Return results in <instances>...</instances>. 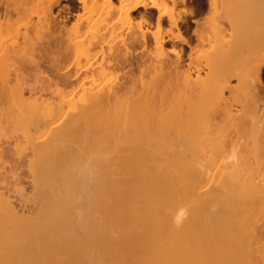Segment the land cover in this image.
I'll list each match as a JSON object with an SVG mask.
<instances>
[{
	"label": "rangeland",
	"instance_id": "obj_1",
	"mask_svg": "<svg viewBox=\"0 0 264 264\" xmlns=\"http://www.w3.org/2000/svg\"><path fill=\"white\" fill-rule=\"evenodd\" d=\"M72 1L69 13L65 10L56 15V24L52 26L39 1L29 0L19 15L17 0H0V193L23 220L37 221L46 206L42 203L43 191L57 186L63 193V187L73 179L81 185L79 168L93 169L92 145L101 130L81 124L70 139L46 146L51 128L70 124L72 119L71 115L51 118L50 124L43 120L44 114L65 105L68 99L71 106L67 105L65 112L72 113L71 108L81 95L76 84L59 83L61 71L71 67L70 72H74L76 66L91 61L96 71L103 72L96 77L97 81L119 89L120 101L126 102L139 98L155 78L159 79L158 74L167 77V69H157L154 64L166 59L175 64L177 52L181 55L179 66L170 71L174 79L180 82L188 76L192 81H202L198 89H207L221 75L250 71L264 47V0H141L151 15L148 23H140L142 8L132 13L130 22L119 19L114 11L102 12L98 0H90L85 11ZM113 2L119 6L117 0ZM76 14H81V18L77 19ZM177 28L186 39L185 44L174 38ZM101 32L104 37L99 41ZM141 32L148 36L145 48L133 45L132 36ZM158 41L162 46L157 45ZM62 43L67 45L66 55L64 48L60 49ZM91 72L87 70L81 79L90 80ZM238 83L237 77L230 78V91H224L223 96L231 105V114L241 117L239 126L235 121L230 123L226 113H221L222 104L211 102L202 90L175 93L171 106L179 115L189 110L194 119H216L217 125L210 128L207 137L219 146L214 152L206 149L205 156L211 155L223 165H239L248 179L251 176L250 182L259 194H264V98L259 101L253 97L250 86ZM261 92L264 97V89ZM29 105L37 109L34 118L25 113ZM82 135L89 145L83 151L78 147ZM232 153L235 160L231 159ZM89 199L81 193L79 199L69 200L77 228L76 243L74 247H60L52 252L50 264H96L98 250L91 247L93 209ZM252 237L256 247L264 245V214L259 217ZM38 252L22 247L10 251L0 262L26 264V258L31 257L30 264H47Z\"/></svg>",
	"mask_w": 264,
	"mask_h": 264
},
{
	"label": "bare ground",
	"instance_id": "obj_2",
	"mask_svg": "<svg viewBox=\"0 0 264 264\" xmlns=\"http://www.w3.org/2000/svg\"><path fill=\"white\" fill-rule=\"evenodd\" d=\"M28 1L17 0V14L25 10ZM37 1L52 26L56 24V15L72 9V0ZM75 1L85 11L90 0ZM117 1L119 6L113 0H98L97 6L102 12L114 11L119 19L130 22L132 13L142 8L140 23L150 20L147 6L141 0ZM62 2L69 3L62 5ZM55 8L58 10L54 14ZM184 13L187 14V10ZM75 16L81 18V14ZM160 20L158 16L157 22ZM102 37L101 32L99 41ZM174 38L186 43L179 29ZM132 40L133 45L145 48L148 36L141 32L132 36ZM63 44L60 49L64 48L66 55L67 45ZM161 44L157 42L158 46ZM174 55L175 64L167 59L154 64L157 69L166 68L167 77L158 74L159 79L155 78L139 98L126 102L120 101L119 89L105 87L97 81L96 77L103 72L96 71L91 61L76 66L74 72H70L71 67L66 72L61 71L59 83L76 84L81 95L72 103V113L65 112V107L71 106L68 99L65 105L44 114L43 120L50 124L51 118L71 115L72 119L70 124L52 126L55 128H51L46 146H56L70 139L81 124L101 130L92 145L93 169L79 168L77 175L81 185L73 179L63 187V193L57 186L50 187L49 192L43 191L42 203L46 206L39 212L37 221L23 220L0 193V259L8 257L10 251L28 247L39 251L50 264L53 253L60 247H74L77 228L69 200L79 199V194L83 193L85 198H91V202L88 201L93 209L91 247L98 250L96 264H264V245L256 247L252 237L259 217L264 214V194H259L250 182L251 176L248 179L239 165H223L211 155L205 156L206 149L214 152L219 146L207 137L210 128L217 125L216 119L197 120L189 110L179 115L171 106L175 93L202 90L211 97V102L222 104L221 113L223 116L226 113L225 118L230 123L235 121L239 126L237 122L241 117L231 114V105H227L223 94L230 91L229 79L235 76L238 84L251 87L253 97L259 101L264 98L261 92L264 89V47L249 72L221 75L207 89H198L202 81H192L188 76L180 81L182 85L174 79L170 71L177 70L181 59L178 52ZM126 61L125 58L123 63ZM90 69L91 79H81ZM36 110L29 105L25 113L34 118ZM133 110L139 114H134ZM80 140L79 150L88 149L83 135ZM181 207L187 208L188 214L177 227L173 216ZM26 261L30 264L32 258L27 257Z\"/></svg>",
	"mask_w": 264,
	"mask_h": 264
},
{
	"label": "clouds",
	"instance_id": "obj_3",
	"mask_svg": "<svg viewBox=\"0 0 264 264\" xmlns=\"http://www.w3.org/2000/svg\"><path fill=\"white\" fill-rule=\"evenodd\" d=\"M187 214V208H179L173 216V223L175 224V226H181L184 220L187 218Z\"/></svg>",
	"mask_w": 264,
	"mask_h": 264
}]
</instances>
